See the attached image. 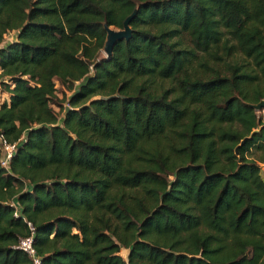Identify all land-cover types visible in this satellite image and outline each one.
<instances>
[{
	"label": "trees",
	"instance_id": "trees-1",
	"mask_svg": "<svg viewBox=\"0 0 264 264\" xmlns=\"http://www.w3.org/2000/svg\"><path fill=\"white\" fill-rule=\"evenodd\" d=\"M0 84V264H264V0H0Z\"/></svg>",
	"mask_w": 264,
	"mask_h": 264
},
{
	"label": "built area",
	"instance_id": "built-area-1",
	"mask_svg": "<svg viewBox=\"0 0 264 264\" xmlns=\"http://www.w3.org/2000/svg\"><path fill=\"white\" fill-rule=\"evenodd\" d=\"M0 148L2 151V155L0 157V163L4 167L9 166V162L16 150V141H10L6 138V136L0 131ZM14 204V203H13ZM15 214H17V210H15ZM31 229L33 230V225L30 221H28ZM18 247L24 249L28 252L29 255L33 257L34 264H41L40 257L36 254V250L33 246V236L32 234L21 237L18 243Z\"/></svg>",
	"mask_w": 264,
	"mask_h": 264
},
{
	"label": "water",
	"instance_id": "water-1",
	"mask_svg": "<svg viewBox=\"0 0 264 264\" xmlns=\"http://www.w3.org/2000/svg\"><path fill=\"white\" fill-rule=\"evenodd\" d=\"M136 13V10L134 9L129 15L125 17L123 20V27L116 29L112 27L111 25L105 24L106 29V39L104 43V51L107 53V55L111 54L113 46L116 42L126 39L128 40L132 35V27H131V19L134 17ZM252 106L255 109H261L264 108V97L259 100L256 103H252Z\"/></svg>",
	"mask_w": 264,
	"mask_h": 264
},
{
	"label": "rangeland",
	"instance_id": "rangeland-1",
	"mask_svg": "<svg viewBox=\"0 0 264 264\" xmlns=\"http://www.w3.org/2000/svg\"><path fill=\"white\" fill-rule=\"evenodd\" d=\"M111 26L114 27V28H116V29L122 28V27H118V26H115V25H111ZM4 38H5L6 42H7V41H10V40H14V39L16 38V32H15V31L8 32V33L5 35ZM96 56H97V58H101V57L108 56V55H107V53L104 51V49H103V47H102V48H100V49L97 51ZM232 57H233V58L240 59V60L243 58L242 56H240L239 53H236V54H234V55H232V56H224V60H225V61H227V60H232ZM217 65L220 66L221 69H223V70H224V69H225V70L227 69L226 62L223 63V62L221 61V63H218ZM4 81H7V79L4 78ZM8 82H9V81H8ZM9 83H10V82H9ZM11 85H12V84H11ZM62 91L65 92L66 96H68V95L71 93V89H66V88L64 89L62 86H59V87L57 88V94H58V96H62ZM8 97H9V93H8L7 90L5 89V86L0 84V103H1L4 99H7ZM66 103H67V99L62 100V104H63V106H64ZM256 110L259 112V114H262V113L264 112V108L256 109ZM261 165H262V167H263V169H264V163H261ZM120 253H121L124 257H126L127 254H128V249L122 247L121 250H120Z\"/></svg>",
	"mask_w": 264,
	"mask_h": 264
}]
</instances>
